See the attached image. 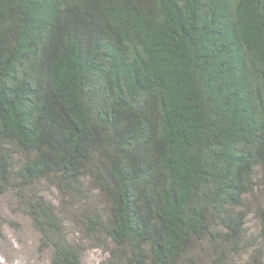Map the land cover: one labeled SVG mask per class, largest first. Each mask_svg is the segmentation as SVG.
<instances>
[{"label": "trees", "instance_id": "1", "mask_svg": "<svg viewBox=\"0 0 264 264\" xmlns=\"http://www.w3.org/2000/svg\"><path fill=\"white\" fill-rule=\"evenodd\" d=\"M262 193L264 0H0V197L51 264H264Z\"/></svg>", "mask_w": 264, "mask_h": 264}, {"label": "rangeland", "instance_id": "2", "mask_svg": "<svg viewBox=\"0 0 264 264\" xmlns=\"http://www.w3.org/2000/svg\"><path fill=\"white\" fill-rule=\"evenodd\" d=\"M53 193V192H51ZM49 193L53 200L54 195ZM55 194V193H54ZM264 201V193L260 195ZM253 215L248 217V226L255 228ZM74 228L69 226V232ZM38 234L28 218L15 211L10 196L0 197V264H51L49 251L39 249ZM82 247L80 264H106L108 255L104 248L97 247L78 236ZM247 258L244 257L243 261Z\"/></svg>", "mask_w": 264, "mask_h": 264}]
</instances>
